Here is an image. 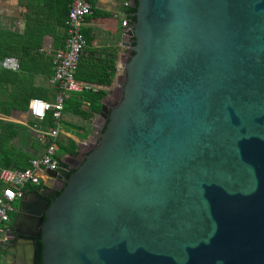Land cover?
I'll use <instances>...</instances> for the list:
<instances>
[{"label": "water", "instance_id": "1", "mask_svg": "<svg viewBox=\"0 0 264 264\" xmlns=\"http://www.w3.org/2000/svg\"><path fill=\"white\" fill-rule=\"evenodd\" d=\"M131 5L120 97L46 172L60 194L19 198L8 252L35 264L41 232L42 264H264V0Z\"/></svg>", "mask_w": 264, "mask_h": 264}, {"label": "crops", "instance_id": "2", "mask_svg": "<svg viewBox=\"0 0 264 264\" xmlns=\"http://www.w3.org/2000/svg\"><path fill=\"white\" fill-rule=\"evenodd\" d=\"M68 1L69 0H0V31H8L19 35H25L29 32V35L39 36L41 39L39 47L24 45L20 50L13 52V55L6 57L17 61L20 66V69L17 71L9 70L3 66L2 62L5 58L0 60V72L6 70L23 74L25 77L30 76L26 87L33 90V94L37 96L32 99L53 101L56 96V88L51 83L53 74L51 59L53 53L62 48L65 43V19L68 14ZM123 1L124 0H89L93 11L92 14L86 18L85 22V31L88 33L89 42L82 53L80 67L89 69L93 65H96L105 54L111 51L114 52L116 74L111 89L119 84L125 53L128 55V50L123 45V41H125L126 38L123 39V32L121 31L124 27L122 25V16H115V12L121 13L125 10L122 5ZM111 18L119 22V27L117 28L118 36L112 38L110 36L111 28H109L108 23V20ZM37 69L38 73L35 72ZM2 86V89H7L6 94L12 93L13 88H15L14 83H8ZM1 99L3 100L5 98L2 97ZM0 121L22 126L28 130L30 138L25 140V146L21 148L26 151L32 159L44 154L45 145L38 141L37 133L29 128V126L34 123H32V119L27 115V108L25 111L13 110L9 116L0 114ZM38 124L41 128L52 126L43 122ZM78 125H82V122L80 123L76 116L64 112L63 108V118L60 123L58 137L59 145L67 139L74 140L76 145H78V143H80L78 142L79 138L84 135H89L90 130L89 132H85L82 129L79 130L77 129ZM83 125L86 126L87 124ZM89 127L91 129L90 125ZM30 143L35 147L30 148ZM66 155L68 156V154H65L61 157L64 163ZM5 157L7 159L4 160V163H8L12 158L11 155H5ZM43 186L44 188H48L49 183L43 184ZM15 204L16 202L14 205ZM3 248L4 246L0 248V260L6 263L2 257Z\"/></svg>", "mask_w": 264, "mask_h": 264}, {"label": "built area", "instance_id": "3", "mask_svg": "<svg viewBox=\"0 0 264 264\" xmlns=\"http://www.w3.org/2000/svg\"><path fill=\"white\" fill-rule=\"evenodd\" d=\"M131 2L132 0H124L122 5L125 10L121 13L115 12L116 17L122 16V25L129 28L133 24L128 9L132 7ZM67 11L65 43L53 53L51 60L53 66L51 83L56 88V96L53 101L32 99L27 106V115L34 123L29 128L37 133L38 141L45 145L44 154L31 159L29 167L23 170L0 167V248L9 239L8 228L17 210L14 203L23 195L27 186H36L44 190L43 184L40 183V180L44 179L41 174L56 171L61 167L59 163L61 155L57 152L64 101L73 92L88 88L76 80L75 74L84 48L89 42L84 30L86 18L93 10L89 0H69ZM2 64L12 71L19 69L17 61L12 58H5ZM48 112L51 113L53 124L51 127L41 128L38 123L43 122ZM45 178L47 179L46 175ZM0 264L7 263L0 260Z\"/></svg>", "mask_w": 264, "mask_h": 264}, {"label": "trees", "instance_id": "4", "mask_svg": "<svg viewBox=\"0 0 264 264\" xmlns=\"http://www.w3.org/2000/svg\"><path fill=\"white\" fill-rule=\"evenodd\" d=\"M135 1V0H134ZM129 14L131 16L132 23L137 22L135 16L136 8L129 7ZM134 14V16H133ZM85 34L88 33L84 30ZM88 37V35H87ZM41 39L39 36H31L29 32L25 35L14 34L8 31H0V60L13 55L12 53L18 51L26 46H40ZM52 60V59H51ZM78 64L75 78L82 85L88 86L87 89H82L79 92H73L68 99L64 101V112L76 116L80 120L82 125H78L77 129L89 132V123L100 111L101 101L107 95L108 89L113 84V80L116 74V67L114 64V52L105 54L96 65H93L89 69L80 67ZM20 69V66H19ZM38 73V69L35 70ZM30 76L25 77L23 74L14 73L6 70L0 72V114L9 116L11 111H25L28 101L34 97L33 90L26 87ZM8 83H14L12 93L6 94L7 89H2V85ZM4 97L5 99H1ZM7 98V100H6ZM43 123L52 125V116L48 112L46 114ZM86 123L87 125H83ZM29 139V132L22 126L14 125L7 122L0 121V167L2 168H16L23 170L29 167V161L31 156L24 150L22 146H25V140ZM22 141V142H21ZM20 143V144H19ZM35 147L30 143V148ZM77 145L72 139H67L65 142L60 143L59 149L62 155H74ZM5 155H11L12 158L8 163H4L7 158ZM59 163L62 168L66 167V164L59 158ZM69 176V174L67 175ZM33 188L27 186L26 190ZM60 194V191H56L53 197L55 198ZM44 220V217H43ZM41 237V232L39 238ZM39 238L36 241V261L35 264H42V243Z\"/></svg>", "mask_w": 264, "mask_h": 264}, {"label": "flooded vegetation", "instance_id": "5", "mask_svg": "<svg viewBox=\"0 0 264 264\" xmlns=\"http://www.w3.org/2000/svg\"><path fill=\"white\" fill-rule=\"evenodd\" d=\"M129 56V52H128V55ZM112 97L114 99H119L120 97V88L119 87H116L112 89V93H111ZM69 162L68 163H65L66 164V167L64 168H59L57 171V173H59L60 175H62V177L64 178H68V174L71 173V171H73L75 169V166L77 165V162L75 160L71 161L70 159L68 160ZM53 181V180H52ZM61 187L60 183L59 182H53V183H50L49 184V187L48 188H45L44 190H41V188H33L31 190H39L43 193H45L46 195H48V197H53L54 196V193L56 191H58V189ZM14 217V216H13ZM16 238H9L8 240H10L11 242H13ZM11 244V243H10ZM12 247L10 249H14L16 246H18L17 244L16 245H11ZM23 246H27V250L24 251V254L21 256L18 254V251H16L14 254H11L9 253L6 248V246L4 245V248L2 250V257L3 259L5 260V262L7 264H28L29 263V250H28V244L26 243L25 245ZM36 261V260H35Z\"/></svg>", "mask_w": 264, "mask_h": 264}, {"label": "rangeland", "instance_id": "6", "mask_svg": "<svg viewBox=\"0 0 264 264\" xmlns=\"http://www.w3.org/2000/svg\"><path fill=\"white\" fill-rule=\"evenodd\" d=\"M108 23H109V28H111L110 30V36H111V38L112 37H117L118 35H117V28L119 27V22L117 21V20H115V19H109L108 20ZM128 59V56L126 55V53H125V58H124V60H123V62H125L126 60ZM120 78V80H119V82H122L123 80H124V69H122V74H121V76L119 77ZM114 88H116V87H114ZM112 89H113V87H112ZM96 121V119L95 118H93L92 120H91V122L89 123V125L91 126V129H90V132H89V135H87V136H82L81 138H79V140H78V142H80V143H78V145H77V148H76V151H75V154L74 155H71V156H65V160H71V161H73V160H75V161H79V162H81L82 161V159H83V157H84V155L86 154V153H88V152H90L91 151V149L94 147V145L96 144V142H97V138L93 135V132H94V130H93V127H94V122ZM79 122L81 123V121L79 120ZM83 123V122H82ZM84 124H86V123H84ZM63 125V124H62ZM61 151H60V149H58V154H61L60 153ZM67 157V158H66ZM77 166H78V164H77ZM76 167V166H75ZM45 175L46 174H41V176L42 177H44V179L42 178L41 180H40V183L41 184H48V180L45 178ZM50 184V183H49ZM31 187H35V186H31ZM18 202H16V204H15V207L16 208H18Z\"/></svg>", "mask_w": 264, "mask_h": 264}]
</instances>
